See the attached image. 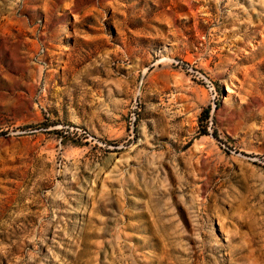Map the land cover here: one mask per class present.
Returning a JSON list of instances; mask_svg holds the SVG:
<instances>
[{
	"label": "rangeland",
	"instance_id": "obj_1",
	"mask_svg": "<svg viewBox=\"0 0 264 264\" xmlns=\"http://www.w3.org/2000/svg\"><path fill=\"white\" fill-rule=\"evenodd\" d=\"M0 264H264V0H0Z\"/></svg>",
	"mask_w": 264,
	"mask_h": 264
},
{
	"label": "bare ground",
	"instance_id": "obj_2",
	"mask_svg": "<svg viewBox=\"0 0 264 264\" xmlns=\"http://www.w3.org/2000/svg\"><path fill=\"white\" fill-rule=\"evenodd\" d=\"M188 3H189V1H188ZM243 22H244V21H243ZM243 22H242V23H243Z\"/></svg>",
	"mask_w": 264,
	"mask_h": 264
},
{
	"label": "trees",
	"instance_id": "obj_3",
	"mask_svg": "<svg viewBox=\"0 0 264 264\" xmlns=\"http://www.w3.org/2000/svg\"><path fill=\"white\" fill-rule=\"evenodd\" d=\"M215 136H217V135H215Z\"/></svg>",
	"mask_w": 264,
	"mask_h": 264
}]
</instances>
